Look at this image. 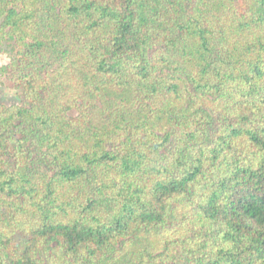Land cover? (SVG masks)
<instances>
[{
    "label": "trees",
    "instance_id": "obj_1",
    "mask_svg": "<svg viewBox=\"0 0 264 264\" xmlns=\"http://www.w3.org/2000/svg\"><path fill=\"white\" fill-rule=\"evenodd\" d=\"M0 47V264H264V0H0Z\"/></svg>",
    "mask_w": 264,
    "mask_h": 264
},
{
    "label": "rangeland",
    "instance_id": "obj_2",
    "mask_svg": "<svg viewBox=\"0 0 264 264\" xmlns=\"http://www.w3.org/2000/svg\"><path fill=\"white\" fill-rule=\"evenodd\" d=\"M0 66H5L10 63V59L8 54L5 53V47H0ZM22 101L21 94L19 91L12 87L10 83H8L5 79L0 80V103L12 105V104H20ZM48 258L49 257L48 254ZM46 260V259H45Z\"/></svg>",
    "mask_w": 264,
    "mask_h": 264
}]
</instances>
